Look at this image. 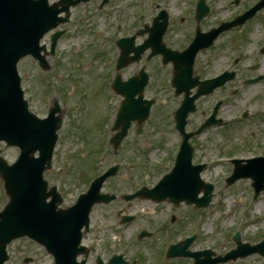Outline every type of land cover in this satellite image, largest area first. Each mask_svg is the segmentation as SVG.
I'll return each instance as SVG.
<instances>
[{
	"label": "rangeland",
	"instance_id": "rangeland-1",
	"mask_svg": "<svg viewBox=\"0 0 264 264\" xmlns=\"http://www.w3.org/2000/svg\"><path fill=\"white\" fill-rule=\"evenodd\" d=\"M232 1L235 0H219L220 17L234 16L258 0H241L238 5L235 3L231 5ZM74 43L64 40L60 48L63 59L57 60L58 63L51 60L53 88L50 93L39 90L34 67L32 74L26 80L29 97L34 104V110L38 113L42 115L45 113L42 100L46 93L52 96L51 99H58L62 107L64 105L70 107L71 115L66 118L65 129L61 132L55 155V171L45 174V179L50 185L59 187L64 198L62 205L64 208L75 203L77 197L86 191L87 180L102 173L107 164L114 162L113 159H110L108 151L97 152L94 147L96 145L99 148L102 142L103 132L107 128L106 121L103 123L105 130H99L101 132L99 135H92L86 125L91 122L95 129V123L103 122L104 114H108V117L113 112L110 103L106 106V99H104L106 93L99 92L103 86L95 78H91L93 73L98 74L99 77L106 74L107 71L109 73L110 67L105 66L107 71L104 70L102 65L104 61H99L97 65L95 64L96 69L93 72L89 70L84 72L83 68L92 62L93 51L80 49L78 52L82 55L86 54L85 59L82 61L71 60V58H75L70 55L74 54L76 50ZM224 46L226 48H223ZM263 49L264 9L241 31L235 29L233 33L225 35L217 47L204 56L210 76L217 75L221 70L231 67L232 63L229 60L232 56L233 59L238 60V63L233 66L237 73L236 79L217 91L213 97L201 100L198 103L199 112L193 117L194 123L197 125L202 114L209 113L210 106L216 96L226 99L222 110V116L226 120L225 127L212 129L202 136L195 158V163L207 162L209 165L203 172L202 180L215 186L211 206L199 212L194 211L195 214H193V207L186 205L175 210L167 203L158 205L147 201H134L133 205L128 208V212L129 214L137 212L138 218L128 225H121L120 218L117 217L119 211L128 207L126 203L117 201L110 206H99L93 214V229L86 235L85 244L89 246L92 242L98 243V248L105 259L110 258L113 252L118 253L122 247L120 253L125 251L126 258L133 261V264H144L143 261L147 264H158L160 253L162 254L165 229L170 227L168 220L170 214H175L180 218V221L178 220L171 229H175V237H179L182 233L190 234L195 229V221H204L200 231L202 235L194 243V250L213 249L221 255L229 252L232 248L235 249L236 245L232 237L235 229L241 227L239 221H248L245 227L243 226L242 241L244 243L255 245L262 242L264 238V193L255 201L251 180H240L234 185H228L227 180L231 176L232 167L221 165L222 162L219 159L233 154L245 156L247 159L264 157V152L256 154L264 150V80L256 84H245L248 79L264 75ZM105 59L108 60V57ZM29 67L30 61L25 60L20 63L19 71L29 73ZM158 76L155 74V85L158 81L159 89H161L160 80H157ZM88 79L93 80L89 83ZM73 84H77L79 87L76 97H74L71 88ZM93 91L98 93V98L91 96ZM155 91L156 89H151L149 95H153ZM171 96L172 94L168 95L166 92L165 96L158 99V104L153 110V118L145 126L147 130L145 136L136 138L134 135H130L124 142L118 163L126 165V168L121 169L118 178L108 182L105 187L106 192L123 195L125 189L134 191L143 185H154L164 172H169L173 168L174 161L169 156L174 152L177 134L174 131L175 124L171 114L178 108L182 98ZM77 102L84 103L85 107L82 111L73 109ZM105 106L107 112L104 110ZM245 111L250 113L244 121L243 113ZM72 116L78 119L79 123L74 125ZM72 143L76 144L70 145ZM0 150L10 162H14L19 153L16 149H8L4 145H0ZM250 154L252 155L246 156ZM102 157L105 158L103 163L100 162ZM72 159L75 168L67 171V164ZM143 163L145 166L136 167L137 164ZM162 164L164 167L158 168ZM132 166H134L133 169ZM6 202L4 191L0 190V209ZM260 204L262 207H258ZM118 230L125 234L122 246L115 240ZM143 231L151 233L152 238L139 241L138 236ZM127 241H129L128 244L125 243ZM25 247H30L27 241L16 242L10 248L11 259L7 264H23V257L26 255L35 257L36 264H53L51 257L43 250L31 246L32 248L23 252ZM256 262L257 264L264 263V258L251 256L231 264H256ZM166 264H192V261L170 260Z\"/></svg>",
	"mask_w": 264,
	"mask_h": 264
},
{
	"label": "flooded vegetation",
	"instance_id": "flooded-vegetation-1",
	"mask_svg": "<svg viewBox=\"0 0 264 264\" xmlns=\"http://www.w3.org/2000/svg\"><path fill=\"white\" fill-rule=\"evenodd\" d=\"M49 2L57 12H61L60 17L66 20L65 23L59 24L56 31L64 32L59 45L64 40L76 42L74 49L77 51L70 54L75 57L71 60L82 61L86 54L82 55L78 51L88 49L93 51L94 56L91 58L92 62L83 68L84 72L88 70L93 72L99 61L106 62L102 63L104 70L105 66L110 67L109 71L112 70L108 73L106 69L107 73L101 77L93 73L91 78H95L103 86L99 92L106 93L105 97L113 95L117 110L120 109L126 93L138 97V89L142 87H145L146 98L162 97L166 92L176 97L173 79L175 75L178 78H186L188 64L191 61L190 55L179 54L189 49L201 37L205 40L204 44H207L209 39L215 36L211 46L213 48L224 35L232 33V29L225 27L233 23V18L223 20L219 16L217 12L219 0H49ZM218 30L221 32L218 33ZM53 34L47 36L46 44L51 45ZM198 57L193 63V78L208 79L205 70L199 69ZM118 65L121 67L118 68ZM155 74L159 75L157 80H160L161 89L158 81L155 85ZM144 75L148 77L147 82ZM52 78L53 75H49L48 79H38L39 90L53 88ZM88 80L91 83L93 79ZM71 88L76 97L79 87L73 84ZM151 89H156L153 92L154 97L147 95ZM91 96L98 98V93L93 91ZM184 96L183 93L181 97ZM74 105L75 111H82L85 107L83 102ZM97 108L99 109L98 106ZM70 115L71 113L67 111V117ZM72 118L76 119L74 116ZM76 120L79 123L78 119ZM190 124L193 125L191 121L189 126ZM86 125L92 135H99V130H105L103 124L95 123V129L91 122ZM196 129L197 127L192 126L188 132ZM118 200H121L119 195Z\"/></svg>",
	"mask_w": 264,
	"mask_h": 264
},
{
	"label": "water",
	"instance_id": "water-1",
	"mask_svg": "<svg viewBox=\"0 0 264 264\" xmlns=\"http://www.w3.org/2000/svg\"><path fill=\"white\" fill-rule=\"evenodd\" d=\"M57 14L48 6L46 1L34 2L32 0H0V140H6L10 146L21 147L23 154L21 163L11 169H0V174L6 181L8 192L12 196V207L7 210L6 217L0 221V243L7 244L12 239L25 236L29 232L34 237L43 240L49 250L64 254L72 259L78 253L81 240V228L88 221V201L81 200L80 206L68 213L55 214L56 203L46 204L47 185L43 181V172L50 168L51 155L57 137L54 133L35 131L38 123L33 121L28 114L27 106L23 102L20 91V80L17 76V63L24 57L32 55L40 56L39 42L42 37L56 27ZM15 117L14 119H12ZM40 152L41 159L36 162L33 155ZM201 168L193 169L191 166V151L186 146L178 158V163L171 175L166 177L160 185L157 195L153 199L163 201L169 199L179 204L182 201L196 202L197 195L204 185L200 182ZM247 176H251L248 174ZM235 175L230 182H235L241 177ZM258 192L264 189V176L252 177ZM30 179L31 186L26 187ZM206 187V193H209ZM21 194L29 195L26 202L19 199ZM207 199L205 205L209 202ZM35 201V203H34ZM59 202V198L58 201ZM32 204V205H31ZM201 204V203H200ZM204 206L201 204L200 206ZM22 206V207H21ZM31 206L46 211V220L50 213L57 221H33L36 230L29 228L28 219L23 215L19 217V211ZM86 210V212H85ZM29 213L34 208H29ZM79 212L84 215L79 217ZM40 216V215H39ZM39 216H36L39 220ZM43 226L45 232H41ZM52 230V232H51ZM54 236L62 247L51 245L50 238ZM73 257V261L75 260ZM60 264H67V258L59 260Z\"/></svg>",
	"mask_w": 264,
	"mask_h": 264
},
{
	"label": "bare ground",
	"instance_id": "bare-ground-1",
	"mask_svg": "<svg viewBox=\"0 0 264 264\" xmlns=\"http://www.w3.org/2000/svg\"><path fill=\"white\" fill-rule=\"evenodd\" d=\"M259 206H260V207H262V205H261V204H260ZM259 206H258V207H259Z\"/></svg>",
	"mask_w": 264,
	"mask_h": 264
}]
</instances>
